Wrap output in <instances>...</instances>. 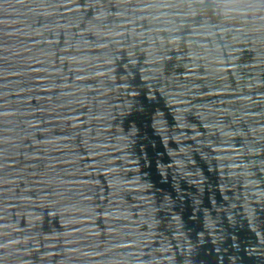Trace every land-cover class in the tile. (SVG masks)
<instances>
[{
    "label": "water",
    "instance_id": "water-1",
    "mask_svg": "<svg viewBox=\"0 0 264 264\" xmlns=\"http://www.w3.org/2000/svg\"><path fill=\"white\" fill-rule=\"evenodd\" d=\"M0 264H264V0H0Z\"/></svg>",
    "mask_w": 264,
    "mask_h": 264
}]
</instances>
